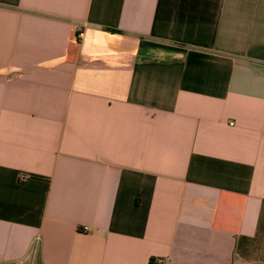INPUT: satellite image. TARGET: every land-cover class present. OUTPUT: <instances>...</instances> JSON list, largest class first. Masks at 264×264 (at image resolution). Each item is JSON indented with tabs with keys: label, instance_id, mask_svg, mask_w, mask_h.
<instances>
[{
	"label": "crops",
	"instance_id": "1",
	"mask_svg": "<svg viewBox=\"0 0 264 264\" xmlns=\"http://www.w3.org/2000/svg\"><path fill=\"white\" fill-rule=\"evenodd\" d=\"M151 258L264 264V0H0V264Z\"/></svg>",
	"mask_w": 264,
	"mask_h": 264
},
{
	"label": "built area",
	"instance_id": "2",
	"mask_svg": "<svg viewBox=\"0 0 264 264\" xmlns=\"http://www.w3.org/2000/svg\"><path fill=\"white\" fill-rule=\"evenodd\" d=\"M74 28L77 31L78 36L81 37L83 35V32L81 31L80 27L75 25ZM160 262L163 263V261Z\"/></svg>",
	"mask_w": 264,
	"mask_h": 264
},
{
	"label": "trees",
	"instance_id": "3",
	"mask_svg": "<svg viewBox=\"0 0 264 264\" xmlns=\"http://www.w3.org/2000/svg\"><path fill=\"white\" fill-rule=\"evenodd\" d=\"M160 261H162V260L151 258V260L149 261V264H163Z\"/></svg>",
	"mask_w": 264,
	"mask_h": 264
}]
</instances>
